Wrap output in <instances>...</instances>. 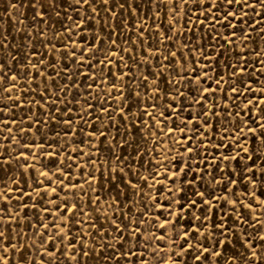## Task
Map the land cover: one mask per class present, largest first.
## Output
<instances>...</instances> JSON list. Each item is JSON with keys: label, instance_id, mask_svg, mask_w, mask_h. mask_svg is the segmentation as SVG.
I'll return each instance as SVG.
<instances>
[{"label": "rangeland", "instance_id": "obj_1", "mask_svg": "<svg viewBox=\"0 0 264 264\" xmlns=\"http://www.w3.org/2000/svg\"><path fill=\"white\" fill-rule=\"evenodd\" d=\"M33 3L0 0V250L11 222L16 264H253L248 245L264 264V146L240 139L264 122L244 107L264 97V4L57 0L40 19Z\"/></svg>", "mask_w": 264, "mask_h": 264}, {"label": "snow or ice", "instance_id": "obj_2", "mask_svg": "<svg viewBox=\"0 0 264 264\" xmlns=\"http://www.w3.org/2000/svg\"><path fill=\"white\" fill-rule=\"evenodd\" d=\"M56 2H57V0H48V3L45 4L43 2V0H35V3H33L32 6L33 7H37V5H39V8H37V16H39L40 19H43V16L40 14L39 9L40 8H43L46 11L47 10V7L49 5L56 4ZM80 2H81V0H76L77 5H79ZM93 2H99V0H83V3L84 4H87L89 7H91V5H92ZM126 2H127V0H125V3ZM173 2H175V0H173ZM194 2H196L198 5H202V4H205V3H210V4H213V5H219L221 3V0H194ZM258 2L261 3V4H264V0H258ZM226 3L228 5H236V4H239L240 5L241 12H243L244 7H245L246 4L248 5L249 8L255 9V5L254 4H249L248 3V0H226ZM108 4H109V0H103V7H104V10L105 11H110L107 8V5ZM10 6L11 7H17V5H10ZM120 8H123V5L122 4L120 5ZM92 11H93V14H96V10L95 9H92ZM212 11H213V8L212 7H209L208 8V13H211ZM243 14L244 15H247L246 12H243ZM229 17H232V19H240V16L237 15L236 11L227 12L223 16V19L225 21H228L229 24H231V21H229V19H228ZM100 20L103 21L104 20V17L103 16H100ZM241 22H243V21H241ZM250 27H254V26L253 25H250ZM39 31L40 30H38V32ZM230 35L234 36L235 33H232ZM97 39H102L99 36L98 33L93 37V44L94 45H95V41ZM220 39H223L224 42H225V44H227V45H230V44H232L234 42L233 40H231L229 38H226V37H221ZM112 43L115 44V41H113ZM100 46L101 45H96L97 48H99ZM6 47H7V45L3 44L2 41H0V49L6 48ZM88 51H92V49H88ZM111 55L112 56H115L116 53L113 52V53H111ZM169 55L172 56V57H175L176 53L175 52H171ZM206 58H208V57H206ZM208 59H210V58H208ZM242 60H247V57H244L243 54H241L240 58L237 59L236 65H231L232 67H237L238 68V72L241 75L243 74L244 68L246 67V65H244L243 67H239L240 64H241V62H242ZM100 63H103V61H100ZM3 68H4V64L3 63H0V71H2ZM37 74H39V73H37ZM3 78H4L3 75H0V80H3ZM8 78H9V80H15L16 79L15 76H9ZM214 82L217 84V86H219V84H220V80L219 79H216ZM177 83H179V82H177ZM230 87H231L232 93H234L236 95H239V93L236 92V87H235L234 84L230 85ZM6 91H8L10 93L11 92V89H6ZM246 91H251L250 86H246ZM260 91H261V93H264V88L260 89ZM181 95H183V93H181L180 90H179V88H177V96L176 97H172V99L175 100V99H177L178 96H181ZM225 95L227 96L228 93H225ZM18 99L19 98L17 97V100ZM196 103H202V100H197ZM250 104L255 105V106H259L260 104H264V97H262L261 99L255 100V101L248 100V102L245 104L244 107L245 108H248V106ZM168 107L171 108L172 106L169 105ZM2 111H3V109H0V112H2ZM177 111H179V109H177ZM211 114L213 116H215L216 115V112L213 111ZM160 115L163 116L164 113H160ZM230 115H231V113H229V116ZM237 115H239V114H237ZM188 122L191 123L193 121H188ZM205 122H207V121H205ZM66 123H68V122H66ZM195 123H199V121H195ZM254 123H257V127H255V128L252 127L251 125H246V127H247V132L246 133H244V128L243 127H240L239 128V131L242 132V133H244V135L242 137H240V139L246 140L248 133H251L253 136L256 137L257 140H260L261 141V145L264 146V139H262V138H264V122H254ZM258 131H259V135L257 134ZM197 133H199V129L197 130ZM233 134H235V133H233ZM101 135H105V134L104 133H101ZM185 138L187 140H189V141L192 139V137H188V136H186ZM178 143H183V141H178ZM255 150L256 149L253 148V151H255ZM186 151L189 152V153H191L193 151V149L189 147V148H186ZM247 152H248V149L247 148L241 147L240 152L237 153L235 156H233L231 158H229L227 156H221V160H227V159L237 160L240 157L241 153H247ZM17 159H19V158L17 157ZM249 159H251V156L249 157ZM4 163H8V161H6V160L5 161H0V165H3ZM189 170H191L190 167H189ZM120 171H123V169H120ZM248 171L250 173H252L253 175L256 174L254 172V170L251 169V168H249ZM44 175H47V174L45 173ZM143 179L145 180V182H147V177H144ZM213 179H215V178H213ZM251 182H252V177L250 176L249 177V183H251ZM61 183H63V181H61ZM217 183H219V181H217ZM231 183L235 184L236 181L235 180H231ZM17 188H19L18 183H17ZM52 191L55 192L56 189H52ZM20 195H21V197H23L25 195H28L30 197V194L29 193H25L22 190H21ZM197 195L200 196V197H203L204 194L203 193H197ZM246 195H251V197L253 198V200H255V196H256L255 192L246 193ZM0 199H3L4 202H5V204H7V198L6 197H4L3 195H0ZM215 199L216 200H220L221 198L220 197H215ZM224 199L226 200V197ZM205 203H207L209 205V208H212L213 207V205L211 204V201H205ZM235 203H236V201H233V205H235ZM191 205L192 206H195L196 205V201H192L191 202ZM248 207L251 208V205H248ZM73 208H74V206L69 205L67 203L64 205V210L65 211L71 210ZM181 208H182V210H184L183 209V205L181 206ZM202 223H203V221H202ZM64 224H65V227H66L67 226V220L64 221ZM41 226L43 228H45V229L48 228V225L47 224H43ZM53 226H56L55 225V221H53ZM159 227L166 229V225L165 224H161V225H159ZM261 227H264V223L261 224ZM2 228H4V224H3L2 216H0V229H2ZM10 229H11V222H9V233H8V240H7V245L8 246L7 247H4L2 250H0V264H5V260L6 259H10L11 262H12V264H16V244L13 242V237L18 235L19 238H20V241L22 242L23 241V238H24V235H25V233H23V232H20V233H12ZM117 230L118 231H121V235H123L122 230L119 229V226L118 225H117ZM57 231L59 233V228H57ZM199 231H200L199 229L196 230L197 234H199ZM37 233L39 234V230L38 229H37ZM187 235H188L187 233H184V236L181 237V239L186 238ZM5 236H6V233L4 231L0 230V246H2V245L5 244ZM247 238L248 239H251V234H248V237ZM61 239H63V237H61ZM158 239L163 240L164 237L161 236V237H158ZM260 239L261 240H264V237H260ZM42 243H46V241H42ZM191 247H192V245H189V248H191ZM196 247H198V248L201 249V254H203V253H207L208 254L207 256H204V259H208V257L213 254L209 249L203 248L202 245H201V243H199V242L197 243ZM248 249H249V251L251 253V256L249 257V260L252 261L253 264H255L256 260L258 259L256 250L251 245H248ZM9 251H11L13 253V255L11 257H8V252ZM261 251L264 252V249H262ZM215 254L217 256H220L221 255L218 251ZM50 255H53L54 256L55 255V251H53L52 253H50ZM84 255H87V253H84ZM177 255H180V254L178 253ZM181 258H182V256H181ZM19 259L21 261V264H24V262L26 261V256L24 255V252L23 251L20 252ZM72 259H75V256H73ZM197 259H200V256H197ZM260 261L261 260H259V262Z\"/></svg>", "mask_w": 264, "mask_h": 264}]
</instances>
